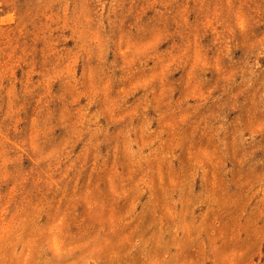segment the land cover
I'll use <instances>...</instances> for the list:
<instances>
[{
  "label": "rangeland",
  "instance_id": "rangeland-1",
  "mask_svg": "<svg viewBox=\"0 0 264 264\" xmlns=\"http://www.w3.org/2000/svg\"><path fill=\"white\" fill-rule=\"evenodd\" d=\"M0 264H264V0H0Z\"/></svg>",
  "mask_w": 264,
  "mask_h": 264
}]
</instances>
